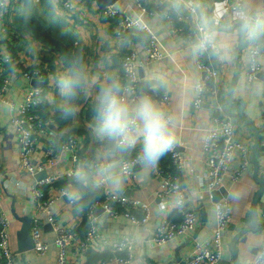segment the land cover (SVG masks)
<instances>
[{
	"label": "crops",
	"instance_id": "obj_1",
	"mask_svg": "<svg viewBox=\"0 0 264 264\" xmlns=\"http://www.w3.org/2000/svg\"><path fill=\"white\" fill-rule=\"evenodd\" d=\"M76 11L73 15L62 17L69 20L80 34L85 44V65L91 72L116 74L120 80L121 60L127 51H133L138 59L145 60V35L139 32L121 38L114 36L112 21L103 17V10L111 5L108 0H73ZM199 10V20L209 26L222 49V59L226 69L220 74L215 91L224 114L233 117L237 124L236 138L248 144L250 156L260 133L257 149L258 179L264 181V55L259 57L261 68L253 82H248L246 70L250 58L249 50L256 39H264V0H244L241 11H232V0H190ZM173 0H117L114 5L120 13L137 18L149 25L159 40L160 48L166 58L150 62L139 69L143 91L150 94L160 107L172 117L170 131L178 151L186 160L181 173V182L189 191L188 203L199 210V223L195 231L182 235L163 245H156L152 236L154 229L165 219L179 221L180 212L169 202L159 201L157 197L160 178L154 175L153 167L136 166L135 179H125L121 172V161L127 156L102 146L95 138V121L92 112V97L79 101L80 109L74 117L62 118L59 111L61 97L56 86L57 76L67 69V64L58 50L37 40L25 27L18 28V16L14 6L0 14V49L11 53L21 64V71L44 65L43 97L40 110L47 121L48 130L38 144L34 158L42 160L46 153L55 150V165L49 174L75 171L73 177L61 179L55 185L46 186V197L56 196L50 207L51 214L58 223L85 234L86 202L89 196L99 195L95 182L104 175L100 171L114 165L120 176L119 184L107 180V186L116 193L149 203L153 210L152 218L137 226L125 217L113 219L103 213L98 215L99 239L109 241L121 235H130L135 243L131 264H179L195 252L194 243L213 239L217 229L216 205L201 187L205 173L203 139L213 125L216 102L213 94L201 109H196L194 85L200 74L196 67V52L188 42L171 31L167 13L173 10ZM17 15V16H16ZM257 19L260 21L257 22ZM247 35L241 53H238L241 37ZM32 80L21 74L13 77L7 91L0 97V188L3 192L2 207L11 220L9 229L12 250L18 251V232L23 223L21 219L36 208L32 198L34 179L20 168V150L16 127L13 124L15 110L24 99ZM168 101L163 103V96ZM129 98L134 96L129 95ZM232 100L229 102V97ZM13 103L14 108L8 103ZM73 136L80 143V159L76 165L66 153L57 151L60 140ZM168 164L167 155L159 159ZM99 167H94L96 162ZM230 170H233L231 167ZM86 174V182L77 180V173ZM228 196L232 202V220L225 235V245L220 264H235L231 252L233 237L254 224V200L261 186L255 179V166L250 160L242 179L231 184L225 181ZM68 187V196L60 195V189ZM202 189V190H201ZM76 199V204L70 203ZM258 225L255 230L244 234L237 243L240 264H250L260 253L264 242V198L258 203ZM44 238L47 242L55 237L54 228L47 218L38 215ZM33 223V222H32ZM95 251V250H93ZM96 253L102 255L106 252ZM108 253V252H107ZM109 254V253H108ZM72 264H87V254L68 253ZM103 259V258H102ZM99 262V261H98ZM18 264H57V249L52 246L45 255L33 250L17 254Z\"/></svg>",
	"mask_w": 264,
	"mask_h": 264
},
{
	"label": "built area",
	"instance_id": "obj_2",
	"mask_svg": "<svg viewBox=\"0 0 264 264\" xmlns=\"http://www.w3.org/2000/svg\"><path fill=\"white\" fill-rule=\"evenodd\" d=\"M57 12L65 17L73 15L76 11L73 0H50ZM244 0H232L231 10L241 11L244 8ZM173 10L167 13L171 31L186 40L196 52V67L200 74L194 85L193 105L196 109L204 107L209 95L213 94L216 102V113L212 118V126L208 129L202 144L204 155L205 173L201 187L209 197L212 193L226 188L225 181L235 184L242 179L250 163V149L248 144L236 138L237 124L233 117L224 114L219 102V93L213 85L218 83L220 74L225 71L226 64L222 59V49L213 31L209 26L199 20V10L190 0H173ZM8 0H0V14L6 11ZM103 17L112 21L114 36L121 38L127 34L139 32L145 35L144 50L147 53L145 60L138 59L133 51L124 53L120 65L121 82L127 93L137 96L146 93L141 86L139 69L153 61L166 58L160 48V43L152 28L137 18L120 13L114 6H107ZM260 20L257 19V22ZM264 55V39H256L250 46V62L246 70L248 82H253L261 68L259 57ZM21 65L15 57L0 49V97L4 96L13 77L21 74L26 79H39L42 83L44 65L20 70L16 66ZM43 97V88L30 86L24 99L15 110L13 124L16 127L18 145L20 150V168L30 175L32 184V198L36 208L31 227L32 250L40 255H45L54 246L57 249V264H72L68 253H77L84 257L89 251L100 253L108 252L109 255L99 260L96 264H131L135 249V243L130 235H121L109 241H104V246L98 242L99 227L97 212L102 209L103 214L117 219L125 217L137 226L147 223L153 215L149 203L138 199H132L123 193L113 192L107 186V179L100 177L95 182V187L100 191V197L91 201L85 212V234L80 236L76 231L62 226L51 214L50 207L58 198L46 197L45 187L55 185L61 179L73 177L75 171L60 174H49L55 165V150H50L45 157L36 161L34 158L38 144L45 136L48 125L40 115V105ZM163 103L168 101L164 95ZM12 108L13 103L8 102ZM57 151L66 153L77 165L80 159L81 146L75 137L70 136L59 142ZM140 145L132 150L121 161V172L125 179H135L134 168L143 166L137 159ZM169 162L163 165L160 161L153 167V173L161 180L159 182L157 197L159 201L169 202L181 215L179 221L165 219L154 229L152 240L156 245H163L182 235H187L196 230L199 223V210L188 203L189 191L181 182V173L185 169L186 160L178 151L176 143L167 151ZM101 162H96L94 167H99ZM231 167L233 170H230ZM44 171L48 175L37 180L36 176ZM227 189V188H226ZM202 190V189H201ZM68 187L60 189V195L68 196ZM3 192L0 188V264H18L17 253L10 245L9 229L11 220L8 213L2 207ZM75 205L76 199L70 201ZM216 205L217 229L213 239L197 241L194 243L195 252L179 264H220L225 245V235L229 230L232 220V202L229 196L222 197ZM38 215L45 216L55 231L53 241L47 242L41 228ZM250 264H264V242L260 253Z\"/></svg>",
	"mask_w": 264,
	"mask_h": 264
},
{
	"label": "clouds",
	"instance_id": "obj_3",
	"mask_svg": "<svg viewBox=\"0 0 264 264\" xmlns=\"http://www.w3.org/2000/svg\"><path fill=\"white\" fill-rule=\"evenodd\" d=\"M61 97L58 105L62 118L74 117L83 97H92L95 121V138L102 145L121 155L130 153L140 145L137 159L145 166L154 167L172 147L174 138L170 131L172 117L147 93L129 98L116 74L91 72L82 55L74 56L66 70L56 78ZM114 165L101 170L113 184L120 176ZM77 180L86 182L84 173H77Z\"/></svg>",
	"mask_w": 264,
	"mask_h": 264
},
{
	"label": "trees",
	"instance_id": "obj_4",
	"mask_svg": "<svg viewBox=\"0 0 264 264\" xmlns=\"http://www.w3.org/2000/svg\"><path fill=\"white\" fill-rule=\"evenodd\" d=\"M11 6L15 7L14 11L18 15H16L18 28L25 27L40 42L55 47L62 55L67 66H69L71 59L77 55H82L85 64V44L80 34L68 19L57 12L50 0H8L6 10H9ZM40 115L43 117L41 110ZM44 120L46 121L45 118ZM164 155H167V152ZM89 197L86 202L87 207L91 201L100 197V191L99 195H90ZM108 255V253L100 255L93 250L89 251L87 253V264H96Z\"/></svg>",
	"mask_w": 264,
	"mask_h": 264
},
{
	"label": "water",
	"instance_id": "obj_5",
	"mask_svg": "<svg viewBox=\"0 0 264 264\" xmlns=\"http://www.w3.org/2000/svg\"><path fill=\"white\" fill-rule=\"evenodd\" d=\"M116 1L117 0H108L107 2L112 5ZM246 35H247V31L245 30L244 34L241 37L240 45L238 48L239 54L241 53V51L243 49ZM32 85L34 87H42L43 83L39 79L34 78V79H32ZM231 100H232V97L230 96L229 102ZM259 134L260 133L257 132V140H256V143L253 147V150H252V153L250 156V160L253 163V165L255 166V179H256L257 183L261 186V189L257 193V196L254 200V205H253L254 206V209H253L254 210V216H255L254 224L250 227H247L243 231H240L239 233H237L231 241V252L234 256V261H235L234 263L235 264H240L239 256H238V250H237V243L244 234H247V233L256 229L257 225L259 224L258 223L259 221H258L257 206H258V203L260 201H262L264 198V181L261 179H258V176H257L258 166H257L256 155H257V149H258V146L260 143V135ZM47 175H48V172L44 171V172L38 174L36 176V179L41 180L42 178H44ZM227 195H228V193H227L226 189L221 188L220 190H216L212 193V196H213L212 201H213V203H216L220 199H222V197H226ZM101 213H103L102 209H100L97 212L98 215ZM21 221H22L23 225H22L20 231L18 232V251H17V254L25 253L29 250H32V248H33V243H32V239H31V227H32V222H33V212L30 215H28L27 217L21 219Z\"/></svg>",
	"mask_w": 264,
	"mask_h": 264
},
{
	"label": "rangeland",
	"instance_id": "obj_6",
	"mask_svg": "<svg viewBox=\"0 0 264 264\" xmlns=\"http://www.w3.org/2000/svg\"><path fill=\"white\" fill-rule=\"evenodd\" d=\"M222 188H224V187H222ZM226 189V188H225ZM226 191H227V193H228V190L226 189ZM228 196V195H227ZM213 198V197H212ZM217 203V202H216Z\"/></svg>",
	"mask_w": 264,
	"mask_h": 264
}]
</instances>
